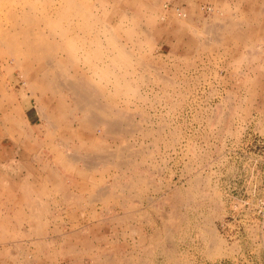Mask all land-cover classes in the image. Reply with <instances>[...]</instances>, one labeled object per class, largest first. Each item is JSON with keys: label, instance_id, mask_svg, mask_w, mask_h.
<instances>
[{"label": "rangeland", "instance_id": "rangeland-1", "mask_svg": "<svg viewBox=\"0 0 264 264\" xmlns=\"http://www.w3.org/2000/svg\"><path fill=\"white\" fill-rule=\"evenodd\" d=\"M0 264H264V0H0Z\"/></svg>", "mask_w": 264, "mask_h": 264}, {"label": "bare ground", "instance_id": "bare-ground-1", "mask_svg": "<svg viewBox=\"0 0 264 264\" xmlns=\"http://www.w3.org/2000/svg\"><path fill=\"white\" fill-rule=\"evenodd\" d=\"M32 44V43H31ZM36 71V70H35ZM41 85V84H40ZM42 86V85H41ZM77 85L75 84H69L68 85V88H70L71 90H74L75 93L77 94V102L79 103V105H84V106H87L89 105L90 108L94 107V101L92 102L91 99H90V91H81L79 89V87H76ZM7 128V127H6ZM34 201V200H33ZM42 208V207H41ZM171 213V212H170ZM167 214V213H166ZM169 215V214H168ZM167 215V216H168ZM161 216V215H160ZM170 216V215H169ZM166 218V217H165ZM171 217H169L170 219ZM165 220V219H164ZM167 221V220H166ZM153 244V243H152ZM153 248V247H152ZM2 256V255H1Z\"/></svg>", "mask_w": 264, "mask_h": 264}, {"label": "crops", "instance_id": "crops-1", "mask_svg": "<svg viewBox=\"0 0 264 264\" xmlns=\"http://www.w3.org/2000/svg\"><path fill=\"white\" fill-rule=\"evenodd\" d=\"M77 102V101H76ZM78 103V102H77ZM87 107H89V105H87ZM90 108V107H89Z\"/></svg>", "mask_w": 264, "mask_h": 264}, {"label": "built area", "instance_id": "built-area-1", "mask_svg": "<svg viewBox=\"0 0 264 264\" xmlns=\"http://www.w3.org/2000/svg\"><path fill=\"white\" fill-rule=\"evenodd\" d=\"M179 15H180V13H179Z\"/></svg>", "mask_w": 264, "mask_h": 264}]
</instances>
